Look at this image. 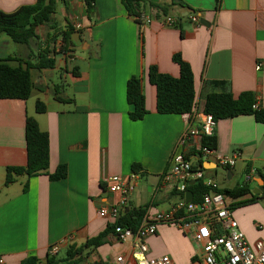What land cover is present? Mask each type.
<instances>
[{
	"label": "crops",
	"instance_id": "obj_1",
	"mask_svg": "<svg viewBox=\"0 0 264 264\" xmlns=\"http://www.w3.org/2000/svg\"><path fill=\"white\" fill-rule=\"evenodd\" d=\"M37 1L0 0V12L14 13ZM148 1L141 11L158 18L175 17L176 26L156 21L141 25L122 0H95L91 14L85 0H67L53 16L51 26L56 28L39 27V38L30 45L12 47L0 35V60L15 59L10 62L15 67H35L45 50L56 49V55L50 56L56 62L54 69L31 70L35 88L28 100H0V258L4 264H22L30 256L46 264L50 248L62 241L56 261L65 260L76 248L83 250L80 264H112L121 255L126 264H134V240L121 242L114 232L99 247L84 246L114 224L99 215L102 207L120 198L107 188L111 176L129 177L135 173L134 165L139 166L142 182L127 209L147 206L153 216L171 209L179 199L162 177L176 142L192 123L185 115L158 112L157 89L149 80L151 66L178 78L180 66L174 56L181 55L192 67L201 108L213 91L207 84L225 81L235 98L251 92L264 109V0ZM194 14L199 25L190 19ZM63 32L72 33L70 57L56 46ZM53 71L60 72V82L51 86L47 80ZM134 76L141 80L148 111L140 121L130 119L132 107L126 97L127 82ZM56 89L67 102L56 99ZM37 101L45 104L46 112L37 113ZM28 116L35 117L50 136L49 173L66 165L68 175L60 181L48 175L15 176V182L5 186L7 168L27 164ZM203 142L204 137H194L185 153L195 157ZM209 143L224 155L241 153L235 168L223 169L228 181L243 177L252 191L264 181V124L254 116L219 121ZM204 167L217 181L218 168L208 163ZM237 185L241 184L226 188ZM260 200L234 209L250 243L264 235L257 228L264 222ZM146 243L149 257L169 255L176 264H204L192 239L172 226L160 225Z\"/></svg>",
	"mask_w": 264,
	"mask_h": 264
},
{
	"label": "trees",
	"instance_id": "obj_2",
	"mask_svg": "<svg viewBox=\"0 0 264 264\" xmlns=\"http://www.w3.org/2000/svg\"><path fill=\"white\" fill-rule=\"evenodd\" d=\"M67 0H38L34 5L23 6L14 13L0 12V35H7L14 43L19 45H30L33 41L38 40L37 29L41 26L48 25L52 29L51 23L53 16L57 12L59 3ZM218 3L221 0H217ZM87 11L89 14L94 9L95 0H85ZM128 14L139 23L137 18L143 12L142 4H146L148 0H122ZM163 12L161 6L152 5ZM65 48L72 44V33H61ZM54 42V41H53ZM51 54L56 55V49H47L41 57L40 63L32 67L30 64L26 66H12L11 61L15 59L0 60V100H28L35 88L32 79L31 70L38 69H54L55 59L51 58ZM174 61L180 66V77L161 73L156 66L149 69V80L157 89V108L160 114L185 115L193 113L199 103V95L195 86V77L190 64L184 61L181 55L174 56ZM212 88V92L207 94L204 102V112L213 115L217 122L225 119L236 118L239 116H254L258 123L264 124V109L258 106L257 100L253 93H242L235 98L230 91L229 84L225 81H212L207 84ZM56 99L67 102L57 94ZM126 97L128 104L132 107L129 117L133 121L143 120L148 111L146 108V98L142 90L141 80L138 77H131L127 82ZM37 113L46 112V106L43 102L37 101ZM212 136H204V146L212 148L209 141ZM26 143H27V164L25 167H8L5 186H9L15 182V176L26 175L28 178L48 175L52 181H60L67 177L68 169L66 165H60L56 172L49 173L50 169V136L47 132L40 129L38 121L35 117H27L26 120ZM198 167L204 169L203 164L199 163ZM133 172H139V166L134 165ZM28 189V183L25 185ZM190 191L194 194V203H200L203 197L211 192L209 186L203 182H194L189 186ZM261 194H253L247 182L237 185L234 188L217 189L227 197L235 200L232 207L234 209L257 203L264 198V187ZM176 195L177 193L174 192ZM250 195L248 200L240 201L241 198ZM184 195L181 194V197ZM148 207H131L126 208L118 221L109 225L108 229L101 233L98 237L90 239L84 246L87 248L99 247L103 245L110 233L114 232L116 226L130 227L133 230L138 229L142 221L145 219ZM83 252L82 249H71L68 257L63 261H56L54 257H49L46 264H80L79 256ZM22 264H40V260L35 256L26 258Z\"/></svg>",
	"mask_w": 264,
	"mask_h": 264
},
{
	"label": "built area",
	"instance_id": "obj_3",
	"mask_svg": "<svg viewBox=\"0 0 264 264\" xmlns=\"http://www.w3.org/2000/svg\"><path fill=\"white\" fill-rule=\"evenodd\" d=\"M64 1V0H62ZM192 23L199 25L197 15L190 17ZM139 24L150 25L152 22H160L165 26L174 27L177 19L172 16L161 18L150 16L144 12L137 18ZM80 29V25H76ZM56 46L64 56L70 57L72 51L65 48L63 38ZM261 70V65L257 66ZM259 103L255 105L258 108ZM190 122V127L184 131L176 142L173 149L169 166L163 174L162 181L169 185L177 193L178 201L167 211H159L153 216L147 215L138 229L116 226L114 234L121 242L134 240L131 258L134 264H176L169 255L161 257H149V246L146 240L155 235L160 225H169L178 228L199 247L204 264H264V235L250 243L240 229L239 223L234 217L235 200L217 192L221 189L218 182L207 175V170L198 167L201 163H211L216 168L229 170L235 168L241 153L232 155L218 153L208 146H198L195 157L185 153V148L190 145L194 137L212 136L218 122L213 115L204 112L199 103L193 113L185 114ZM197 124L193 127V124ZM140 173H133L129 177L111 176L106 179L107 188L113 194H119L120 198L110 206L100 209L99 215L103 218L112 219L115 224L129 205V199L135 189L141 184ZM194 182H203L210 187L211 192L203 197L200 203L186 202L185 194L189 186ZM181 194L184 195L181 197ZM257 228L264 233V222L258 223ZM61 243L50 248L49 256L55 257L59 254ZM124 256H118L112 264H126ZM0 264L4 260L0 258Z\"/></svg>",
	"mask_w": 264,
	"mask_h": 264
},
{
	"label": "rangeland",
	"instance_id": "obj_4",
	"mask_svg": "<svg viewBox=\"0 0 264 264\" xmlns=\"http://www.w3.org/2000/svg\"><path fill=\"white\" fill-rule=\"evenodd\" d=\"M61 7H62V4L59 3V8H61ZM3 35H4L3 37H5L6 39H8V41H10L12 47H17V44L14 43V42H12V40L9 39L8 36H6L5 34H3ZM50 73H53V76H51V77L48 78L47 83L49 85H51V86H52L51 83H59L60 82V72L59 71H53V72H50ZM35 74H36V72H35ZM44 95L46 96V95H48V93H46ZM217 181H218V184H220V186L226 188V187H232V186H234V185H236L238 183L239 184H243L244 181H245V179L243 177L237 176L235 178V180H233L232 182H230V181L227 180L225 171L223 169H221V168H218ZM260 202L261 203H264V199H261ZM172 227H174V226H172ZM174 228H176V227H174ZM176 229L179 230L178 228H176ZM181 233H183V232L181 231ZM196 249L199 250V247L197 245H196ZM64 256H65V254H64Z\"/></svg>",
	"mask_w": 264,
	"mask_h": 264
},
{
	"label": "water",
	"instance_id": "obj_5",
	"mask_svg": "<svg viewBox=\"0 0 264 264\" xmlns=\"http://www.w3.org/2000/svg\"><path fill=\"white\" fill-rule=\"evenodd\" d=\"M77 35L79 36V33H77ZM209 165H213L211 163H208ZM214 168H216L215 165H213ZM264 187V181L261 179V183H258V187L256 190L253 191V194L257 195V194H261L262 193V188ZM185 198H186V202L187 203H191L194 200V194L192 191H187L185 194Z\"/></svg>",
	"mask_w": 264,
	"mask_h": 264
}]
</instances>
